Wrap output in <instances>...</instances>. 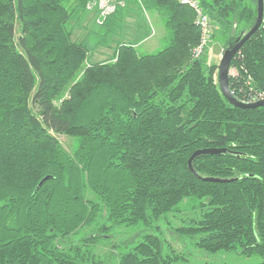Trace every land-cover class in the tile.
I'll return each mask as SVG.
<instances>
[{"label": "trees", "instance_id": "obj_1", "mask_svg": "<svg viewBox=\"0 0 264 264\" xmlns=\"http://www.w3.org/2000/svg\"><path fill=\"white\" fill-rule=\"evenodd\" d=\"M67 1L0 0V264H103L90 246L137 226L147 234L124 254L115 248L110 264L187 261L162 226L207 253L264 264V107L240 109L223 96L209 48L195 54L201 31L193 10L150 0L165 15L164 48L140 55L119 45L114 62L91 64L77 80L88 49L72 40ZM251 1L199 0L213 39L219 31L233 42L226 49L254 26ZM232 67L237 98L264 94V23ZM53 134L73 139V152ZM204 149L228 151L198 157V174L231 182L190 171Z\"/></svg>", "mask_w": 264, "mask_h": 264}, {"label": "rangeland", "instance_id": "obj_2", "mask_svg": "<svg viewBox=\"0 0 264 264\" xmlns=\"http://www.w3.org/2000/svg\"><path fill=\"white\" fill-rule=\"evenodd\" d=\"M149 1L110 0V5L114 4L116 9L109 17L107 15L108 18L103 24L99 23L103 10L99 9L98 2L94 5H88V3L83 7L79 4V0L67 1L66 6L71 12L68 29L72 32V40L84 44L88 49V58L79 72L77 80L82 78L84 68L91 64L114 62L119 45H133L140 55L157 53L164 48V39L167 36L164 27L165 15ZM247 1L253 4L251 0ZM221 35L219 31L216 32L215 38H212L208 46L209 51L207 53L209 63L217 66L226 48L233 44L231 42L226 45L224 40L220 39ZM16 37L17 39L20 37V24L18 22L16 23ZM238 71V68L231 67L230 77L232 80L239 78L240 73ZM70 87L71 84L56 100L57 105L68 96ZM53 136L59 140L66 152H73L75 144L73 139L55 134ZM86 192L87 199L98 202L96 195L90 190ZM178 226V223H173L170 229L174 230ZM166 230L162 226V236L172 246L173 250L187 258V261H182L180 264H259L261 262L258 256L246 257L227 252L207 253L197 249L193 243L186 241L177 233ZM145 234L147 231L144 230L143 226L116 228L105 240L90 246L89 249H93L96 262L100 263L101 259L104 258L103 264H110V254L115 251V248H118L116 255L124 254L135 247ZM72 246L82 247L78 242H74ZM70 247L71 245L65 243L62 248L69 250ZM111 264H119V260L115 259Z\"/></svg>", "mask_w": 264, "mask_h": 264}, {"label": "water", "instance_id": "obj_3", "mask_svg": "<svg viewBox=\"0 0 264 264\" xmlns=\"http://www.w3.org/2000/svg\"><path fill=\"white\" fill-rule=\"evenodd\" d=\"M257 11H258V16L256 19V22L254 26L251 28V30L242 36H240L236 42L235 45L231 48H228L224 51L221 61L218 65V81L220 85L221 92L223 96L228 100V102L233 105L234 107L248 110V109H256L259 107H264V100L257 101L255 103H245L241 101L239 98L235 96L231 89L230 85V76H231V67H232V62L239 52V50L244 46V44L251 39V37L257 33L260 28L262 27L263 20H264V0H257ZM227 149H204V150H198L196 151L192 157L189 160V169L190 171L199 179L206 181V182H217V183H228L231 182L232 180H224V179H217V178H209V177H202L198 174L196 169L193 166L194 161L203 155H221V154H226ZM49 178H45L41 181L39 184L37 190H39L42 185L47 181ZM263 221H264V214H263Z\"/></svg>", "mask_w": 264, "mask_h": 264}, {"label": "built area", "instance_id": "obj_4", "mask_svg": "<svg viewBox=\"0 0 264 264\" xmlns=\"http://www.w3.org/2000/svg\"><path fill=\"white\" fill-rule=\"evenodd\" d=\"M176 1L181 5L189 7L195 13V24L196 26L199 27L201 31V41L198 48L196 49L195 54L201 55L205 50V48L208 47L209 44L211 43L215 28L212 22L210 21V19L208 18V16L205 14L203 8L199 3V0H176ZM96 2H98V5H100L99 9L103 10L101 18L99 20V23L103 24V22L111 15V13L115 11L116 7L114 6V4L110 5V0H89L88 5H94ZM260 100H264L263 93L251 94V97L248 99V101H244V102L255 103Z\"/></svg>", "mask_w": 264, "mask_h": 264}, {"label": "bare ground", "instance_id": "obj_5", "mask_svg": "<svg viewBox=\"0 0 264 264\" xmlns=\"http://www.w3.org/2000/svg\"><path fill=\"white\" fill-rule=\"evenodd\" d=\"M193 12V11H192Z\"/></svg>", "mask_w": 264, "mask_h": 264}, {"label": "crops", "instance_id": "obj_6", "mask_svg": "<svg viewBox=\"0 0 264 264\" xmlns=\"http://www.w3.org/2000/svg\"><path fill=\"white\" fill-rule=\"evenodd\" d=\"M211 51V50H210Z\"/></svg>", "mask_w": 264, "mask_h": 264}]
</instances>
